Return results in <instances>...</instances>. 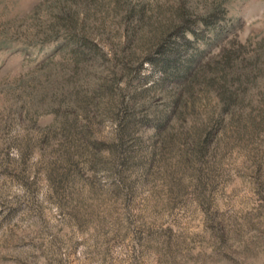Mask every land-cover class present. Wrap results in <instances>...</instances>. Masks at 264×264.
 <instances>
[{
    "label": "rangeland",
    "instance_id": "obj_1",
    "mask_svg": "<svg viewBox=\"0 0 264 264\" xmlns=\"http://www.w3.org/2000/svg\"><path fill=\"white\" fill-rule=\"evenodd\" d=\"M0 264H264V0H0Z\"/></svg>",
    "mask_w": 264,
    "mask_h": 264
}]
</instances>
